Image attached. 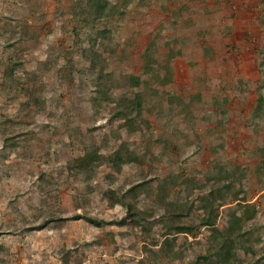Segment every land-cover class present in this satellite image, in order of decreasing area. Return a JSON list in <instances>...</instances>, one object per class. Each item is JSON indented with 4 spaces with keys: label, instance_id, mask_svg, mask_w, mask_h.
Instances as JSON below:
<instances>
[{
    "label": "rangeland",
    "instance_id": "obj_1",
    "mask_svg": "<svg viewBox=\"0 0 264 264\" xmlns=\"http://www.w3.org/2000/svg\"><path fill=\"white\" fill-rule=\"evenodd\" d=\"M97 1L0 0V264H192L213 239L198 198L225 170L217 226L245 196L239 261L264 264V0ZM135 92L148 123L132 132L116 103ZM123 143L139 162L71 169ZM135 184L146 220L120 225ZM181 206L192 232L166 234Z\"/></svg>",
    "mask_w": 264,
    "mask_h": 264
},
{
    "label": "trees",
    "instance_id": "obj_2",
    "mask_svg": "<svg viewBox=\"0 0 264 264\" xmlns=\"http://www.w3.org/2000/svg\"><path fill=\"white\" fill-rule=\"evenodd\" d=\"M97 3L98 6L96 8V13L99 16H102L104 15L106 8L105 3H102L100 0H98ZM151 65L150 58H147V71L153 69ZM129 83L133 87H138L141 86L143 82L140 76L131 75L129 76ZM116 105V114L121 120H124V125L128 130L135 132L142 128L141 123H148L143 116L145 107L144 93L135 92L131 96H122L118 99ZM263 112L264 95H261L258 98V103L256 105V113L258 116H262ZM104 160H107L113 169L121 170L122 166L129 162H139L140 157L135 152L129 150V145L127 143H123L109 157H106L98 151L87 152L73 160L71 169L76 172L87 171L95 166L96 163L99 164V162ZM236 176V172L225 170L221 175L219 174L209 178L208 180H213V184H211L207 190L201 192L198 198V207L203 211L201 225L212 229L213 239L208 252L201 255L199 259L192 264H243L239 261L238 249L241 246L242 238L246 234L245 223L252 220L257 215L256 206L252 205L245 196L238 197V194H235L234 202L239 207L238 211L230 217L226 228L221 229L217 226L219 210L227 203L225 196L228 191L233 190ZM139 187L140 184L131 186L122 194V196H120V198H118V200H116V202H121L127 207V214L119 221L120 225H126L129 222V218L136 224H141L142 219L146 220L143 211L136 208L132 202H127L126 200L129 196L137 198V189ZM113 194L115 195L116 193ZM111 197H113V195ZM174 210L175 211H169V217L165 219V225L167 228L166 234H173L174 232L191 233L192 226L182 224L180 220L182 216L188 215L187 208L181 206ZM240 210H242V212H240ZM88 219L97 225L100 223L92 218ZM156 221L164 223L163 219ZM154 223L156 222H153V224ZM173 241H175V239H173ZM165 243L166 245L168 244V249H170L172 245L171 239L167 238Z\"/></svg>",
    "mask_w": 264,
    "mask_h": 264
}]
</instances>
